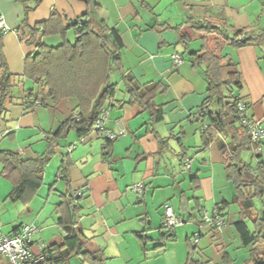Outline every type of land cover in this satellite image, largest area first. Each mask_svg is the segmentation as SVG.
I'll list each match as a JSON object with an SVG mask.
<instances>
[{
	"label": "crops",
	"instance_id": "obj_1",
	"mask_svg": "<svg viewBox=\"0 0 264 264\" xmlns=\"http://www.w3.org/2000/svg\"><path fill=\"white\" fill-rule=\"evenodd\" d=\"M144 3L145 6L138 0H0V15L15 29L22 30L26 7H32L26 14L29 26L48 19L53 11L62 15L65 22L88 10L95 18L104 19L118 31L124 69L139 83H160L154 102L163 111V119L151 125L146 111L137 104H122L120 100H125L126 95L116 94L105 125L114 130L118 120L125 133L111 144L107 155L100 134L78 138L70 131L52 143L54 154L43 175L44 182H51L44 185L46 189L39 187L32 196L14 201L8 198L10 182L1 176V230L12 234L22 224H34L38 227L35 242L40 240L45 245L60 242L65 234L57 224L56 205L63 194L79 189L74 227L83 236L84 248L97 253L103 264H215V259L197 252L198 245H205L215 233L222 252L217 262L237 264L226 251V239L230 237L225 230L227 225L219 231L205 225L199 231L197 221L191 220L171 234L163 235L161 230L164 206H171L176 215H181L182 195L188 198L190 209L196 207L208 213L233 196L217 143L204 145L201 124L189 119L202 106L207 84L200 69L192 65L184 52L180 35L186 36L187 52H193L200 48L205 33L192 27L191 20L200 23L223 20L234 29L248 26L264 29V0H144ZM176 26L180 28L177 30ZM66 37L73 39L70 30ZM207 39L210 47L218 37L210 33ZM2 40L9 71L21 74L24 58L34 47L26 44V37L20 39L13 31L4 33ZM61 40L58 35L43 39L50 46L59 45ZM222 53L235 63L233 68L226 67L224 73L233 69L240 72L239 95L249 103L250 116L264 126L263 52L255 46L236 49L227 43L222 45ZM174 55L181 58L179 63L174 62ZM29 88L30 82L24 80L15 90L14 101L5 103V113L0 117V141L4 138L7 142H0V150L35 157L46 151L50 134L72 114L76 102L64 98L53 107L24 110L21 98ZM261 151L264 155V146ZM244 153V161L255 163L252 151ZM182 154L185 157L181 160ZM61 166L64 169L59 176ZM135 185L142 187L140 195L133 191ZM41 193H46L47 199L39 196ZM24 203V208L32 211L28 217L20 212ZM262 203L263 200L260 206ZM231 207L223 206L220 210L226 224H233L237 217V207L236 210ZM246 259L239 264H246ZM68 264L89 263L80 256H72Z\"/></svg>",
	"mask_w": 264,
	"mask_h": 264
},
{
	"label": "trees",
	"instance_id": "obj_2",
	"mask_svg": "<svg viewBox=\"0 0 264 264\" xmlns=\"http://www.w3.org/2000/svg\"><path fill=\"white\" fill-rule=\"evenodd\" d=\"M138 1L140 5L145 6L144 0ZM30 9L32 7H26V14ZM26 14L22 30L13 28L22 34L23 38L20 39L26 37V44L34 47L24 58L21 74H13L8 69L3 53L4 33L0 30V117L5 113V103L8 100L14 101L15 90L24 80L31 84V88L26 89L21 98L24 110L41 106L53 107L64 98H73L76 103L72 114L50 134L47 149L42 154L24 157L12 150H0V175L10 182L8 198L14 201L31 196L42 185L44 169L54 154L52 143L56 139L66 136L70 131H74L78 138L88 137L92 133L94 121L103 111L107 117L104 127L108 129L105 124L109 107L118 91V83L112 80L114 72L122 84L121 92L126 95L125 100H120L122 104H137L147 112L151 125L163 119L162 108L154 102L160 83H139L124 69L122 42L118 31L104 19L95 18L88 10L78 18L65 22L62 15L53 11L48 19L29 26ZM189 23L205 33L201 46L196 51L187 52L186 36L180 35V42L192 65L200 69L207 84L202 106L191 113L189 119L201 124L200 133L204 145L212 141L217 143L222 155L225 177L233 188V196L230 201L219 202L215 210L208 213L196 207L190 209L187 205L188 198L182 195V216H177L183 218L181 225L196 220L199 231L205 225L210 226L213 231H219L222 228L215 229L212 224L204 221L203 213L212 217L217 214L226 226V220L220 210L223 206L236 205L237 217L233 227L241 245L250 246L246 264H264V251L259 249V245L264 244V204L258 209L254 204V199H261L264 193V155L261 151L264 139L253 141L248 134L245 121L256 120L250 116L249 103L239 95L240 72L233 69L224 73L226 67L233 68L235 63L222 53V45L229 43L236 49L255 46L264 55V29L258 26L234 29L223 20L203 23L191 20ZM179 28L180 26H176L177 30ZM69 30L73 41L66 37ZM210 33L216 34L218 40L209 47L207 35ZM52 35L61 37L59 45L50 46L43 41L45 37ZM36 100L40 102L39 106L34 105ZM116 121L118 120H115L117 128ZM259 125L264 128L260 123ZM102 138L105 141L104 150L107 151L104 155H107L115 140L103 136ZM245 151L253 152L255 163L242 159ZM184 157L185 154H182L180 159ZM60 168L59 176L62 175L64 167ZM79 195L80 193L76 196L63 194L61 201L56 205L57 224L65 235L60 242L46 245L41 252L51 264H68L72 256H80L89 264H103V259L97 253L84 248L83 236L80 231L75 230ZM173 230H162V234H171ZM197 235L195 242L198 241Z\"/></svg>",
	"mask_w": 264,
	"mask_h": 264
},
{
	"label": "built area",
	"instance_id": "obj_3",
	"mask_svg": "<svg viewBox=\"0 0 264 264\" xmlns=\"http://www.w3.org/2000/svg\"><path fill=\"white\" fill-rule=\"evenodd\" d=\"M0 30L3 33L13 31L15 29L10 28L0 15ZM16 35L21 38L22 34L16 32ZM23 38V37H22ZM174 62L179 63L181 58L174 55ZM35 106H39L40 102L35 101ZM106 112L103 111L99 114L92 126V133L100 134L104 138L109 140H117L121 137L125 131L124 127L119 121H116L117 128L115 130H108L104 127L106 121ZM248 128V134H250L253 141L264 139V128H262L258 121H245ZM138 195L141 194L142 187L135 185L132 187ZM80 192L78 189L73 190L72 195L76 196ZM204 221L210 223L215 229H221L224 227V222L220 217H212L203 213ZM183 223V218L175 215L170 206H164V213L162 218V230L172 231L175 227L180 226ZM38 232V228L34 224H24L19 226L12 234H4L0 225V262L1 264H51L41 254L46 245L38 240L34 241L33 237ZM35 245V249L33 248ZM34 249V250H33Z\"/></svg>",
	"mask_w": 264,
	"mask_h": 264
},
{
	"label": "rangeland",
	"instance_id": "obj_4",
	"mask_svg": "<svg viewBox=\"0 0 264 264\" xmlns=\"http://www.w3.org/2000/svg\"><path fill=\"white\" fill-rule=\"evenodd\" d=\"M112 80L118 83V91H117V94L120 95L122 93L121 92L122 84L119 81V76L117 75V73L114 72L112 74ZM3 141L4 142H7V139H4L3 138V139H1L0 142H2V144H3ZM244 154L242 155V158L245 157ZM0 177H1V175H0ZM5 180H7V179H5ZM43 183L44 184H42L40 186V188L42 190H44L43 188L46 189V186H44L45 184L46 185H49L51 182H44L43 181ZM39 196H41L43 199H47L46 198L47 197L46 196V193H43V194L41 193V194H39ZM262 200L264 201V197L261 198V199H257V198L254 199V204H255V208L256 209H258L260 207V202ZM29 201L30 200H26V203H29ZM22 202H24V201H22ZM24 206H25V203H24L22 209H20V212H22V215L28 217L29 216L28 214H30L32 211H29L26 207L24 208ZM26 206H29V204H26ZM231 208H232V210H236V206L235 205H232ZM49 211H50V206H49L48 212ZM231 213H232V211H231ZM232 221L233 220L230 219V222H232ZM226 225L227 226L225 227V230L228 231V234L230 235V237L226 239V243L228 244L226 251L229 252L231 258L234 259L233 262H236L237 264L242 263V261L245 258L248 257L250 246L249 247H243V246H241V243H240L238 234L236 233V231H235V229L233 227V224L232 223H229V224H226ZM215 237H218V234L217 233H215L214 235L209 236V238L207 239L208 242L205 245H202V244H199L198 245L197 244L198 245L197 252H199L200 255H203L205 257H209V258L215 259L216 261H214V263L215 264H217V263L219 264L220 262H217V259L218 258L220 259L221 255H222V252H221L220 243H219L218 240H215ZM202 238H205V236H203ZM259 249H260V251H262V250L264 251V244H260L259 245Z\"/></svg>",
	"mask_w": 264,
	"mask_h": 264
}]
</instances>
